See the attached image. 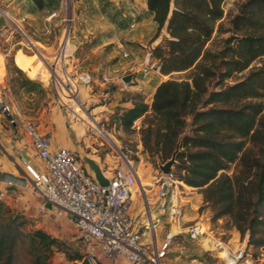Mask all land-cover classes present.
Returning a JSON list of instances; mask_svg holds the SVG:
<instances>
[{"label":"trees","instance_id":"1","mask_svg":"<svg viewBox=\"0 0 264 264\" xmlns=\"http://www.w3.org/2000/svg\"><path fill=\"white\" fill-rule=\"evenodd\" d=\"M32 1L38 8L46 4ZM224 1L148 0L159 24L156 36L164 26L168 30L152 48L160 71L194 70L191 80L161 81L151 104L140 92L133 94V105L121 112L119 124L129 130L146 114L141 128L144 149L167 160L179 143V178L188 186L202 187L213 219L229 214L238 229L249 232V243L260 246L264 244V0L242 1L230 18L231 34L213 49L207 44L216 29H223L217 22L224 16ZM246 69V75L227 82ZM233 162H238V169L230 174L226 170ZM11 212L0 200V264H13L24 233L20 214ZM25 238L35 255L33 264H46L55 246L72 260L84 258L79 248L73 253L62 248L66 242L45 229L25 232Z\"/></svg>","mask_w":264,"mask_h":264},{"label":"rangeland","instance_id":"2","mask_svg":"<svg viewBox=\"0 0 264 264\" xmlns=\"http://www.w3.org/2000/svg\"><path fill=\"white\" fill-rule=\"evenodd\" d=\"M242 1L244 0L224 1V16L217 22L222 24L223 29L215 30L212 40L207 44L208 47L220 48L223 39L231 34V31L228 30L231 27L230 18L238 10ZM118 3V0H46L45 6L38 8L32 0H0V8L7 9L8 11H5L12 15L14 20V22L11 21L0 9V57L3 61V65L1 63L0 65L4 69L2 73L4 74L3 81L7 86L9 98L20 107L24 116L32 122L37 121L39 123L48 119L54 106L60 105L64 109H71L75 107V100L78 99L76 96H72L68 100L62 97V87L66 86L63 81V84L58 81L59 78L63 79L64 76H59L57 70L73 78L77 74L86 71L99 78V80L105 81L104 76L113 74L116 66L125 65V68H128L127 66L130 65L129 68L131 69L128 68L129 71L137 70L136 76L138 78L147 79V84L142 89H137L134 86V90L119 88H126L125 84L127 82L122 76V79L121 77L118 78L119 80L105 81L107 82L105 84L106 88L119 90V104L112 106L110 109L104 107L101 110H94V105H87V103H84L85 106L83 104L79 106V109L85 110L90 117L91 114L94 115L99 125L98 129L88 122L86 137L78 141L88 154L96 153L99 155L98 159L94 157L98 161H103L108 154L112 155V158L119 157L123 161L121 150H125L127 147L131 149L129 157L137 170L139 185L141 180L147 182L144 186L142 185L146 187L145 190L140 185V188L136 187L137 192L133 193L134 202H137L142 209L145 205L144 193L148 194L152 201L154 197L160 195L159 178L165 175L161 169V164H164L168 159L164 160L160 154H152L144 149L141 128L147 122L146 114L138 118L129 130L124 129L119 124L120 115L123 112L122 108L124 107L120 104L121 100L130 99L133 94L140 92L150 104L154 97V94L152 95V85L161 79L191 80L190 76L194 68L175 70L164 74L155 67L145 69L142 64L137 62L134 67L130 60L131 57L124 56L123 51L132 50L141 45L140 40L133 37L141 30L139 27L135 29L131 26L130 15H124L125 9L118 7ZM22 17H26V19L22 20ZM65 34L69 37L71 50L66 56L61 57L60 53L61 48L64 46ZM147 48L143 47L140 54L144 55V49ZM3 51L7 53L6 57L4 56L5 58L2 54ZM17 54L18 57L21 56L19 58L20 62L25 56L34 57L32 58L33 61L40 57L46 63L50 72L48 78L31 77L16 62ZM62 58L65 59V62L62 61ZM128 69L124 70L128 71ZM248 71L249 69H246L238 73L233 78L228 79L227 82H233L243 77ZM136 76L134 77L136 78ZM114 80H117L119 85L114 83ZM93 82L90 84L81 82L79 89L83 86H92ZM101 86L102 84H98V87ZM98 87L95 84L93 89L100 93L101 88L98 89ZM88 89L89 91L92 90L90 86ZM77 101L79 102V100ZM102 101L108 102L110 99H102L98 102L102 103ZM98 102L96 104H99ZM149 112L148 115L151 114V111ZM189 129L188 127L186 132ZM76 151L81 156L80 147ZM108 159L109 161L104 162L105 167L113 163L111 158ZM177 161L172 166V174L167 180L176 187L183 215H192L196 212L194 218L207 220L209 225H206L207 230L199 237L190 236V232L175 235L163 263L222 264L223 255L215 247L216 238H220L227 242L232 250L239 246L245 247V256L239 264H264V244L260 246L250 244L249 232H242L238 229L229 214L213 219L214 210L211 204L205 201L202 187L193 186L190 188L185 185L178 176L179 172L176 171ZM237 169L238 162H233L226 171L234 174ZM4 203L12 209L10 215L20 214L19 221L22 222L21 228L24 232L19 236L13 264H33L35 255L29 251L25 232L33 231L36 228L45 229L66 242L61 246L62 248L67 247L70 253L78 251V248L84 251V244L79 241L77 228L66 222L59 214L31 216L11 207L6 202ZM164 214H168L167 209ZM189 223V226L195 223L201 224L197 219H190ZM77 261L70 259L66 252L55 246L46 264H78Z\"/></svg>","mask_w":264,"mask_h":264},{"label":"built area","instance_id":"3","mask_svg":"<svg viewBox=\"0 0 264 264\" xmlns=\"http://www.w3.org/2000/svg\"><path fill=\"white\" fill-rule=\"evenodd\" d=\"M4 13L14 22L12 15L5 10ZM25 19L22 17V20ZM123 55L128 56L129 52L124 51ZM142 65L145 69L155 67L160 70L159 60L152 55L151 50L145 53ZM114 78L111 75L104 76L107 82ZM93 81V75L83 71L74 78L70 75L65 78L63 82L66 87L62 89H66L71 97L76 96L81 82L90 84ZM0 109L10 122H15L16 114L20 113L19 106L9 101L6 94L0 96ZM23 127L45 164L43 170L27 165L36 189L42 198L73 218L79 241L84 244L83 260L88 264H104L99 255L101 250L110 257L123 256L133 264H164L175 234L169 231L158 243L152 217L146 218L141 226L136 225L132 214V198L136 187L140 188V185L137 170L129 157L130 148L121 150L123 164L109 176L110 183L102 185L76 150L54 147L49 135L33 122H26ZM171 174L165 173L166 176L159 178V197L168 203L171 219L180 223L183 212L176 187L167 180ZM204 231L198 223L189 228L192 237H199ZM215 247L219 252L226 253L222 264H239L245 256L244 246L232 250L220 238H216Z\"/></svg>","mask_w":264,"mask_h":264},{"label":"crops","instance_id":"4","mask_svg":"<svg viewBox=\"0 0 264 264\" xmlns=\"http://www.w3.org/2000/svg\"><path fill=\"white\" fill-rule=\"evenodd\" d=\"M118 1H119L118 7H120L121 9L122 8L125 9V11L123 12L124 15L127 14L130 15L131 26L135 29L136 27H139V29L141 30L140 32L136 33L133 36L134 38L140 40L141 45L138 48L132 50H124L129 52V55L126 57H131L130 59L132 61L131 63H133L134 64L133 66L135 67L136 62L142 64L144 60L145 54L144 55L140 54L141 51L143 50V47H148L147 49H144L145 50L144 53H146L157 43H159L165 35H168V30L166 26H164L161 29L160 34L156 36L159 24L154 18V12L150 10L148 6V0H118ZM144 37L145 39L143 40ZM68 47L69 46L67 45L65 50L64 49L61 50V57H63L64 54L66 55L67 53L70 52L71 45L69 49ZM2 54L3 57L4 56L6 57L7 53L3 51ZM20 57L21 56L18 57V54L16 55V62L22 68H24V70H26V72L31 77L41 78V79L48 78L50 72L48 70V67L46 66V63H44L42 59H40V57H37V59L33 61L32 58L34 57L25 56L26 58L24 57L21 62L19 61ZM0 63L1 65H3L2 57H0ZM1 65H0V69H1L0 96L6 94L8 100L13 102L9 98L7 86L3 81L4 74L2 73L4 69L3 67H1ZM129 66L130 65H128L127 67L129 68ZM128 68H125V65L123 66L118 65L116 66L115 72L110 75L115 77L114 79H118L119 76L124 77L128 73H134V76H136L137 70L136 71L131 70L134 71L131 72L129 71V69L131 68L129 69ZM124 69L125 70L128 69V71H125ZM58 72L60 75L63 74L64 78H68V74L62 73L57 70V73ZM134 76L133 79L131 80L134 81L133 83L127 82L125 84L126 88H122V87L119 88L134 90V86H135L137 89H142V87H144V85L147 84L146 83L147 79L138 78L137 76L135 78ZM162 80L163 79L159 80L156 84L152 85L153 86L152 95L154 94L158 84ZM60 82L62 83V80H60ZM106 83L107 82L101 81L99 80V78L94 77L93 85L92 86L89 85L92 89L91 91H89L88 89L89 86L80 87L78 92L81 101L83 99L82 101L83 104L87 103V105H94L93 107L94 110L96 109L101 110L104 109V107L110 109L112 106L119 104V98H118L119 90L115 91L112 88H106L107 87L105 86ZM114 83L119 85V82L117 80H114ZM95 84L96 87H98V84H102L101 87H98V89L101 88L100 93L96 92L93 89ZM64 96L66 100L71 99L70 96H67V94ZM102 99H110V101L108 102L102 101V103H99L98 101H101ZM97 102L99 104H96ZM120 104L124 106V107L122 106L123 107L122 110H124L125 108L132 106L133 102L130 99L126 98L125 100H121ZM74 106H76V109L80 110L79 109L80 103L77 100ZM15 117H16V121L10 122L6 114L0 109V195H2L0 199L6 202L7 204H9L11 207H14L31 216H41V214L47 215L51 213L59 214L61 217L65 219L66 222L73 224L76 227L73 218L69 214L56 208L53 204L49 203L44 198H42L38 193L34 183V178L32 177L27 165L30 164L37 170H43L45 169V164L43 160L38 156L36 147L31 137L23 127L24 123L32 122V121L21 113V109H20V113L16 114ZM87 117H88L87 120L81 117V115L77 111H75V107L71 109H64V107L60 105H56L52 109V112L49 114L47 120L41 123L37 121L33 123H35L41 131L49 135L52 141V145L54 147H67L73 150H79L80 144L78 143V141L86 137L87 123L90 122L92 125H94L96 128L99 129L98 127L99 125L97 124L95 117L92 116L90 117L89 115H87ZM90 154L96 159H98L99 155H97L96 153L95 154L90 153ZM108 158H111V161H113V163L105 167L106 164L104 162H106L107 160L109 161ZM99 162L104 168V171L107 176H111L113 171L123 163V161H121L119 157L112 158V155L110 154H108L105 157V159H103V161L99 160ZM186 186L192 188V186H188V185ZM145 189L146 187H143V190ZM144 199H145V205L144 208L141 209L140 205L137 202H134V197L132 198V214L135 218L136 225L138 227L141 226L142 222L146 218H151V217L153 218L155 222V240L158 243H160L161 240H163L166 237V234L169 231H172L175 235H180L183 232H189L190 219H197L198 222L203 223L202 229L207 230L206 225H209L208 221L200 220L199 218H194L196 212L192 215H183L182 218L183 220L181 219L180 223H176L170 217L168 210L169 209L168 203H165L161 197L159 196L154 197L152 201L148 196V194L144 193ZM166 209L168 210L167 215L164 214ZM167 223L169 224L167 225ZM149 238L150 237L148 236V239ZM99 255L102 261L104 262V264H133L123 256L110 257L104 254L101 250H99ZM77 262L78 264H83L84 260L78 259ZM142 264H153V263L144 262Z\"/></svg>","mask_w":264,"mask_h":264},{"label":"water","instance_id":"5","mask_svg":"<svg viewBox=\"0 0 264 264\" xmlns=\"http://www.w3.org/2000/svg\"><path fill=\"white\" fill-rule=\"evenodd\" d=\"M3 12L4 9L0 8ZM134 76V73H128L126 74V76H124V80L126 82H129L132 80ZM76 97L78 98V100H80V102L83 104V102L81 101L79 95L77 94ZM84 105V104H83ZM85 106V105H84ZM88 110V109H87ZM88 112H90L88 110ZM180 149V144L177 143L176 148L172 154V156L164 163L161 164V169L163 170L164 173L169 174L172 171V166L175 164V162L177 161V153ZM80 153H81V157L83 159V161L89 166V169L91 171H93L96 179L102 184V185H107L110 183V178L109 176L106 175L104 168L102 167L101 163L96 160L93 156H91L90 154H88L83 147L80 146Z\"/></svg>","mask_w":264,"mask_h":264},{"label":"bare ground","instance_id":"6","mask_svg":"<svg viewBox=\"0 0 264 264\" xmlns=\"http://www.w3.org/2000/svg\"><path fill=\"white\" fill-rule=\"evenodd\" d=\"M67 45L69 46V47H68V49H69L71 44H70V41H69V37H68V35L65 34V35H64V46H63V48H61V49H64V50H65V48H66ZM64 50H63V52H64ZM60 54H61V53H60ZM67 54H68V53H67ZM67 54H66V55H67ZM64 55H65V54H64ZM64 55H63V56H64ZM66 55H65V56H66ZM62 61L65 62V59L62 58ZM63 65H64V64H63ZM55 72H56V70H55ZM57 74H58V73H57ZM58 75H59V76H64L63 74H61V75L58 74ZM62 78H64V77H62ZM60 80L63 81L64 79H59L58 81L60 82ZM62 83H63V82H62ZM77 89H78V88H77ZM66 94H67V96H70L69 92L63 88L62 97H63L64 99H65V96H64V95H66ZM72 95H73V94H72ZM70 98H71V96H70ZM65 100H66V99H65ZM77 100H78V99H77ZM75 101H76V100H75ZM79 103L82 104V103L80 102V100H79ZM75 111H77V112L81 115V117H83L85 120H87L88 117H87V114H86L85 110H81V111H80V110L76 109V106H75ZM88 113L90 114V112H88ZM91 116L94 117V115H92V114H91ZM113 145H114V144H113ZM139 176H140V175H139ZM141 182H142V183H141ZM145 184H147V182H144V181H142V180L140 181V185H141V186H142V185L144 186ZM202 225H203V223H201V228H203ZM202 230L204 231L205 229H202ZM220 254L224 256L226 253L223 251V252H220Z\"/></svg>","mask_w":264,"mask_h":264}]
</instances>
